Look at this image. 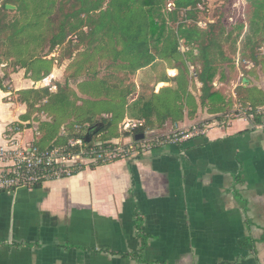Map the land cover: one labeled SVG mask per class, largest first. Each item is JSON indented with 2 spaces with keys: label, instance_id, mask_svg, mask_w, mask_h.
Segmentation results:
<instances>
[{
  "label": "crops",
  "instance_id": "0c3cea01",
  "mask_svg": "<svg viewBox=\"0 0 264 264\" xmlns=\"http://www.w3.org/2000/svg\"><path fill=\"white\" fill-rule=\"evenodd\" d=\"M237 54H230L235 64L224 65L219 83L232 78L238 89L233 76L240 75L247 84L264 91V68L258 65L254 71L246 66L244 70L241 53ZM73 61L66 58L57 64L45 84L37 82L38 87L62 81ZM90 65L70 78V86L81 97L87 95L78 91L80 82L91 81L94 75L104 79L113 73L109 64L103 67L104 76ZM179 71L159 68L162 76L172 77ZM121 76L123 80L111 79L104 85L135 90L119 104L118 125L112 126H117L115 135L122 134L124 122L139 119L146 120V131L155 136L196 125L202 132L127 158L84 165L73 176L48 180L40 187L0 192V264H264V112L261 123H255L250 114L219 118L222 113L212 114L201 107L193 117L186 110L178 123L167 120L160 125L155 116L147 122L137 103L140 91L154 88L159 92L164 86L177 88V83L155 85V67L150 66L125 69ZM34 83L23 69L11 75L9 91L0 88V144L19 126L17 136L23 142L42 147L49 140L44 138L46 129L41 122L54 123L58 138H64L66 126L84 118L79 111L83 102L77 100L74 110L64 118L41 111L36 120H21L28 108L18 99L17 91L32 88ZM94 100L93 107L104 101L103 108L96 113L89 111L85 118L111 120V103ZM83 106L92 107L87 102ZM81 124L88 125V121ZM30 129L39 136L27 139ZM108 134L111 130L101 135ZM115 135L108 141H132V136ZM139 233L147 237L143 249L146 263L127 255L140 252L143 241ZM248 238L253 240L254 250L242 245Z\"/></svg>",
  "mask_w": 264,
  "mask_h": 264
},
{
  "label": "trees",
  "instance_id": "16d2710c",
  "mask_svg": "<svg viewBox=\"0 0 264 264\" xmlns=\"http://www.w3.org/2000/svg\"><path fill=\"white\" fill-rule=\"evenodd\" d=\"M166 1L168 0H2L0 48L3 51L0 52V66L12 65L11 73L25 69L27 77L37 83L52 74L55 61L60 63L58 58L51 56L59 48L66 47L65 55L64 52L62 55L64 59H74L67 66L65 85L55 82L57 91H51L49 86L17 91L18 99L28 106V111L21 116V120L31 119V110L34 108L46 111L47 108L41 107L43 103L47 106L52 104L49 107L51 109L53 105H57L66 112L59 104L75 107L74 102L77 100H87L81 98L70 86V78L79 75L84 68L89 69L87 65L95 55L103 60H111L107 67L113 73L104 79L97 78L93 73L91 81L81 84H88L89 88H82L80 92L97 101L111 100L115 103L112 106L116 107L111 120L104 117L100 119L104 127L96 135L109 130L118 122L120 102L135 91L132 88L104 87L108 80H123L121 73L125 69L155 67V85L159 82L177 83V88L164 86L159 92L152 88L148 90L150 94H146L145 89L141 90L137 103L141 106L140 116L146 118L147 122L155 116L160 125H164L167 120L178 123L184 119L186 110L193 117L199 104L207 107L212 114L223 113L224 104L209 102L218 96L213 88L214 78L222 72L224 65L235 64L230 54L238 49L240 39L246 40L244 48L239 49L241 60H251L249 67L262 62L261 67L264 68V52L258 51L259 43L264 42V0H248L252 7L249 23H237L230 30L222 21L215 19L207 21L204 29L198 26L200 14L208 10L205 0H169L173 7L164 10ZM7 4H13L16 8L8 9ZM181 46L185 47L184 50H181ZM82 47L85 48L81 50ZM246 50L250 51L249 55ZM92 51H95L94 55ZM64 59L61 58V63ZM159 68L160 71L162 68H175L180 73L172 77L167 74L162 76ZM191 68H195L194 75L202 85L200 102L193 92L195 80L191 76ZM11 75L7 72L4 77H0L1 89L9 91ZM90 83L94 84L93 88ZM246 84L247 82L242 83L236 91L237 101L250 107L248 113L253 116L251 119L255 123H261L263 114L258 110L264 106V91L252 83L245 86ZM240 89L245 91V95L239 93ZM255 92L257 96L254 95ZM223 117L225 115L222 114L219 118ZM86 121L88 125L81 124ZM97 121L99 122L93 117H84L77 124L70 123L66 126L64 141L83 138L86 129ZM42 123L46 129L44 138L51 141L52 145L59 144L61 137L58 138L54 123ZM79 124L82 126L75 128ZM146 129L147 126L138 128L133 132H126L125 136H132ZM107 136L106 141L113 137ZM162 140H156L153 146L160 145ZM139 236L143 241L140 252L127 255L146 263L143 249L147 237L143 233H139ZM241 242L243 246L255 249L250 238Z\"/></svg>",
  "mask_w": 264,
  "mask_h": 264
},
{
  "label": "built area",
  "instance_id": "2783aa9c",
  "mask_svg": "<svg viewBox=\"0 0 264 264\" xmlns=\"http://www.w3.org/2000/svg\"><path fill=\"white\" fill-rule=\"evenodd\" d=\"M169 10L173 3H168ZM202 28L206 23L199 24ZM264 110V108H263ZM146 127V120H129L122 129L133 132ZM5 143L0 144V192H11L17 188H34L53 179L67 178L76 174L84 165L101 164L119 158H127L140 150L152 147L156 140L162 143H179L202 132L199 125L189 129H179L168 134L157 135L145 132L141 140L129 143L122 141L86 142L84 138H60L59 144L46 148L35 147L33 143L23 142L17 133L19 126L11 129ZM133 136V135H132ZM141 151V152H142Z\"/></svg>",
  "mask_w": 264,
  "mask_h": 264
},
{
  "label": "rangeland",
  "instance_id": "374dc122",
  "mask_svg": "<svg viewBox=\"0 0 264 264\" xmlns=\"http://www.w3.org/2000/svg\"><path fill=\"white\" fill-rule=\"evenodd\" d=\"M1 1L2 0H0V4L2 3ZM170 2L171 1H169V0L166 1V6L164 7V10H167V9L169 10L168 3H170ZM205 2L207 4V9L208 10L206 12H203V13L200 14V20H198L197 24H200V23H206L207 24V21H209L210 19H215V20L222 21V23L225 24V26L227 27V29L230 30L237 23L238 24L239 23L241 24L242 22L243 23H245V22L249 23L250 17L252 15V7H251L250 3L248 2V0H205ZM11 5H13V4H11ZM203 29H204V27H203ZM245 42H246V40L240 39L239 42H238V44H237L238 49L232 51V54H234L236 56V54H237L238 51H239V53H241L239 49L240 48H244ZM84 48L85 47H82L81 50H83ZM65 49H66L65 46H63V48H59L51 56H55L56 58H58L59 61H60V63H61V58H62V60L65 58L64 56H62L63 55V52H64V55H65V51H66ZM182 49H183V47H182ZM2 51H3V48H0V52H2ZM258 51L264 52V42L262 44L259 43ZM246 52L248 53V55L250 54V51L249 50H246ZM259 60H262V58H259ZM110 61L111 60H106L105 61V60L99 59V57H97V56L96 57L93 56L91 58V60L89 61V64L91 63L90 66H92L95 69V71L99 72L101 74V76H104V74L106 72V69L103 68V67L105 65L107 66ZM4 62H6V61H4ZM60 63H57V61H55L54 68H55V66L57 64L58 65H61ZM241 63L243 64L242 65V68L245 70V67L248 66L251 63V60H245L244 62H241ZM245 63H247V64H245ZM5 64H7V63H5ZM261 64H262V62H259L257 64V66H255V65L252 64V66L250 68H252V70H254V71H257L258 65H261ZM6 66L7 67H3V65L0 66V77H4L7 72H9L10 74H13V73H11L13 71L12 65L9 64V65H6ZM100 66H101L102 69L98 68ZM21 70H23V69H19L18 72L21 71ZM191 71H192V75L191 76L195 80L193 92H194V94H196L198 102H200L199 96L201 95V86L202 85H201L200 82H198V78L194 75L196 73L195 68H191ZM159 74L161 75V72H159ZM82 75L84 76L85 73L82 72ZM218 77L219 76L217 74V76H215V78H214V83H213V88H214L215 91L218 92V96L216 98H214V100H209V102L214 101L217 104H224L225 105V110L222 111L223 112L222 113L223 116L224 115H227V116H233L235 118V117L249 115L248 111L251 108L250 107H246L244 105V103H242L240 101L239 102L237 101V95H236V89H237V87H235V85H232V81H231L232 78H230V80H226V81L224 80L225 82H221V84H220L219 83L220 80L218 79ZM82 78H84V77H82ZM156 78L157 77L155 76V79ZM233 79H234V81H236V83L238 85H241L243 83V80L241 79V76L240 75H238V77H234L233 76ZM61 80L62 81H59V83L65 85L66 76L64 78H62ZM43 81L44 80H42L41 82H43ZM41 82H39V83H41ZM83 82H85V80H83L82 82H80V87H79V90L78 91H80V89H82V88H84V89L85 88H89L88 84H86V86L85 85H81V84H83ZM216 82H218V84ZM54 83H55V81H53L52 84L49 86L50 89H51V91H53V92L57 91V86L54 85ZM43 84H45V82H43ZM89 85H91V88L94 87V84H89ZM38 86H40V84H38V83H34V85H33V87H36V88H38ZM44 86H46V85H44ZM176 87H177V84H176ZM73 89L75 90V88H73ZM75 91L77 92V90H75ZM90 92H92V94L94 93V91H90ZM145 92H146V94H150V91H148L147 89H145ZM140 93H142V91H140ZM239 93L242 94V95H245V91H243L242 89H240V92ZM89 94H91V93H89ZM254 95L257 96L258 95L257 92H255ZM81 98L87 99L85 101L81 100L83 102V105H85V103L87 102V105L88 106H92V107H88L86 109V107H84L81 104L80 107H79V111L83 114L81 117H87L86 115L89 113V111L90 112H93V113H96L98 111H101V109L103 108L104 101H102L100 104H97L96 107H93V104H94L93 102L95 101L94 99L91 100L93 97L87 95L86 97H81ZM105 101L106 102H110L111 105H113V106L115 105V103L113 101H111V100H105ZM45 104L46 103H43L41 105V107L42 108H47L48 111H52L59 118H62L63 116L68 115L69 113H71V111L74 110L73 107L64 106L62 103L61 104L58 103V104L62 108L66 109L67 110L66 112H64V110H61V108L57 107V105L56 106L53 105V108L51 109L49 107L52 104L50 106H47ZM113 106H112V108L113 109H116V107H113ZM200 107L204 111H208V108L207 107L199 105L198 106V109ZM261 107H259L258 112L260 114H263V112H264V110H263L264 106H261ZM27 108H28V106H27ZM84 108L86 109L85 111L83 110ZM31 111H32V116H34V117L31 118V120H36V118L40 117L41 111H45V110H42L41 108H34ZM100 119H101V117L98 118L97 120H100ZM228 119L229 118H226L225 119V122H228ZM65 122L68 123L69 120H65ZM199 122L204 123V122H207V121L206 120H200ZM114 124L115 125L116 124L118 125V122H116ZM197 124H199V123H197ZM33 126H35V124ZM87 129H86L85 133L87 132ZM109 130H111V133H112V134H110V136L111 135H115L114 132H116L117 126L112 127ZM126 132H130V131H126V130L122 129V134H116V135H125ZM38 136L39 135L35 136V132L34 131L32 132V130L30 129V132H28V134H27V139H31V138L38 137ZM107 137H108L107 135H103V137H102L101 134L100 135H96L95 134L94 137H93V141H95V142H98V141L108 142V141H105V139ZM134 138H135V136L133 135L132 136V141L134 140ZM101 139H103V140H101ZM50 142L51 141L46 142V144L44 146H42V147L48 146ZM121 143H123V142H121ZM34 146L35 147L42 148L39 145H37L36 143L34 144Z\"/></svg>",
  "mask_w": 264,
  "mask_h": 264
},
{
  "label": "water",
  "instance_id": "95a60500",
  "mask_svg": "<svg viewBox=\"0 0 264 264\" xmlns=\"http://www.w3.org/2000/svg\"><path fill=\"white\" fill-rule=\"evenodd\" d=\"M8 9H14L16 6L11 5V4H7L6 6ZM247 79L244 78L243 82H246ZM104 124L101 122H97L94 125L89 126V128L87 129V132L83 135V138L86 142H90L94 135L97 134L102 128H103ZM145 137V133L144 132H139L137 134H135V139L136 140H141Z\"/></svg>",
  "mask_w": 264,
  "mask_h": 264
}]
</instances>
